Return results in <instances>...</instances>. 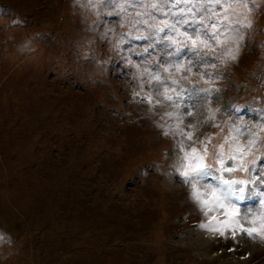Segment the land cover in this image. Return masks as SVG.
Returning a JSON list of instances; mask_svg holds the SVG:
<instances>
[{"label":"rangeland","instance_id":"374dc122","mask_svg":"<svg viewBox=\"0 0 264 264\" xmlns=\"http://www.w3.org/2000/svg\"><path fill=\"white\" fill-rule=\"evenodd\" d=\"M0 264H264V0H0Z\"/></svg>","mask_w":264,"mask_h":264},{"label":"snow or ice","instance_id":"6c2138e0","mask_svg":"<svg viewBox=\"0 0 264 264\" xmlns=\"http://www.w3.org/2000/svg\"><path fill=\"white\" fill-rule=\"evenodd\" d=\"M185 175H187V173H185ZM224 183L225 184H228L229 186H231V184H233V183H242V182H238V181H231V182L230 181H224ZM239 191H240V193H243L244 192V189H239ZM229 194L232 195V196H235V198L237 200L244 199V196L243 195H236V192H234V191H231ZM197 199H199V195L198 194H197ZM244 231L247 233V235L251 236L252 235V232L254 230H247V229H245Z\"/></svg>","mask_w":264,"mask_h":264}]
</instances>
